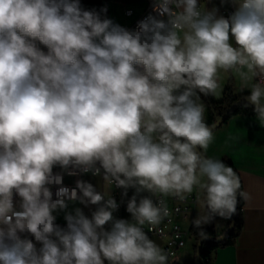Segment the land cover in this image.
Listing matches in <instances>:
<instances>
[{"label": "clouds", "instance_id": "obj_1", "mask_svg": "<svg viewBox=\"0 0 264 264\" xmlns=\"http://www.w3.org/2000/svg\"><path fill=\"white\" fill-rule=\"evenodd\" d=\"M150 7L128 28L106 5L0 0V264H167L143 228L169 216L162 199L134 194L120 219L114 198L65 176L182 200L198 186L197 228L236 213L237 174L198 151L213 139L200 100L236 69L264 126V0Z\"/></svg>", "mask_w": 264, "mask_h": 264}, {"label": "crops", "instance_id": "obj_2", "mask_svg": "<svg viewBox=\"0 0 264 264\" xmlns=\"http://www.w3.org/2000/svg\"><path fill=\"white\" fill-rule=\"evenodd\" d=\"M201 9L208 7L209 10L215 4L220 6V0H199ZM103 5L108 8L107 16L113 18L123 26L131 28L134 23L143 15L150 6V0H104ZM131 9L133 14L130 17L125 15V11ZM230 10L228 7H220V12ZM219 87L214 95L215 100L220 101L227 85H231L235 95H247L248 90L255 81H250L246 87L241 81L236 69L218 71ZM200 103L204 105L205 122H212L213 113L204 104L201 96ZM202 154L208 158L219 159L224 163L232 165L237 172L243 187V206L240 210L242 218V229L234 245L219 248L214 252L212 264H264V126H262L255 116L239 115L232 117L226 123L220 125L213 131V139L206 150L200 149ZM83 180L94 185L96 190L105 195V199L111 197L112 187L101 177L86 175ZM204 179V178H202ZM121 188L122 218L131 219V215L126 211L128 200L137 195V200L143 197L152 198L156 194L147 191L136 193L134 188L127 190ZM197 200V207L193 217L189 220L178 219L182 228L189 233L193 221L204 211L201 207L204 201V193L197 186L192 194ZM165 196V195H163ZM169 201L172 196H165ZM81 207L86 215H91V211L97 206L84 207L80 204L69 205V210ZM58 223L64 224L63 213L58 216ZM229 220L216 218L202 228H213L218 234L223 233ZM189 236V234H188ZM162 249L163 242L158 238H151ZM193 247H187L179 253L177 258L167 262V264H192L195 255Z\"/></svg>", "mask_w": 264, "mask_h": 264}, {"label": "built area", "instance_id": "obj_3", "mask_svg": "<svg viewBox=\"0 0 264 264\" xmlns=\"http://www.w3.org/2000/svg\"><path fill=\"white\" fill-rule=\"evenodd\" d=\"M151 11V7L143 13V15L138 19H142L147 13ZM228 11H222L221 14L227 15ZM133 10L128 9L125 11L127 17L132 16ZM137 20V21H138ZM136 21V22H137ZM136 22L131 28H134ZM92 176L91 174H86ZM75 176V177H64V185L71 188L75 186V181L77 179H82L84 176ZM102 176V175H101ZM97 176V177H101ZM94 177V176H93ZM112 187L111 197L117 201L118 211L114 213L116 218H122V204H121V188L116 187L114 184H110ZM154 203H157L159 200L164 201V205L168 208L169 216L164 217L159 225L155 228L148 225L147 223L143 226L144 231L148 234L150 238H158L163 242L162 250L167 254V262H170L177 258L179 253L185 248L186 242L185 239L188 236V232L185 231L181 224L178 222V219L189 220L193 217L196 207L197 200L193 195H187L185 199H180L178 197H172L170 201L161 194H156L152 197Z\"/></svg>", "mask_w": 264, "mask_h": 264}, {"label": "trees", "instance_id": "obj_4", "mask_svg": "<svg viewBox=\"0 0 264 264\" xmlns=\"http://www.w3.org/2000/svg\"><path fill=\"white\" fill-rule=\"evenodd\" d=\"M103 1L104 0H82V3L88 8H92V7L99 8L101 5H103ZM201 96L203 98L205 107L213 113L212 122L208 123L210 127L215 123L216 118L224 116L228 112L229 109H231L239 101L244 100L246 97V95H235L233 92L232 86L230 84L227 85L225 92H224V96L220 101L215 100L214 95H209V96L201 95ZM239 115L255 116L251 106L244 107L243 105H241L239 108L235 110V112L224 123H226L232 117L239 116ZM225 164L232 167V165L229 163H225ZM234 172L237 174L235 170ZM239 181H240L239 199H238L235 223H234V227L232 231L229 233L227 238H222V237L228 231L231 225V220H229L226 230L221 234H218L216 230L213 228H202V227L197 228L193 223L190 227L189 235L193 236L196 239L197 246H198V241L201 238L199 235L200 231H204L207 234L208 238L212 239V240L203 242L202 247H201V259H200L199 264H212L214 252L219 248H225L227 246L234 245L239 237V234L242 229V218L240 215V210L243 206V200H244L243 187H242V182L240 178H239ZM197 246L195 248V257H194L192 264H194V261L196 258Z\"/></svg>", "mask_w": 264, "mask_h": 264}, {"label": "water", "instance_id": "obj_5", "mask_svg": "<svg viewBox=\"0 0 264 264\" xmlns=\"http://www.w3.org/2000/svg\"><path fill=\"white\" fill-rule=\"evenodd\" d=\"M243 101L241 100L238 103H236L231 109L228 110V112L222 116V117H218L215 120V123L211 126L212 128V132L217 129L220 125H222L234 112L237 108H239L241 105H243ZM198 151H200L198 149ZM238 199H239V189L237 192V206H238ZM237 206H236V213H237ZM236 213L233 215L232 219H231V225L228 229V231L225 233V235L222 238H227L229 233L232 231L233 227H234V223H235V217H236ZM208 240H212L211 238H207V239H202L200 238L198 241V246H197V254H196V258L194 261V264H199L200 259H201V247L203 242H206Z\"/></svg>", "mask_w": 264, "mask_h": 264}, {"label": "rangeland", "instance_id": "obj_6", "mask_svg": "<svg viewBox=\"0 0 264 264\" xmlns=\"http://www.w3.org/2000/svg\"><path fill=\"white\" fill-rule=\"evenodd\" d=\"M185 242H186V245H187L188 248H189V247H193L192 252H193V254L195 255V248H196V246H197V241H196V239H195L193 236H190V235H189V236L186 237ZM177 264H179V263H177Z\"/></svg>", "mask_w": 264, "mask_h": 264}]
</instances>
